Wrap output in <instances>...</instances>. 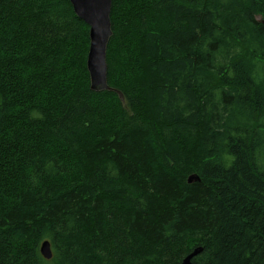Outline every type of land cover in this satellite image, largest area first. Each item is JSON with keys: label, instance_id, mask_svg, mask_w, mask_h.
Instances as JSON below:
<instances>
[{"label": "trees", "instance_id": "16d2710c", "mask_svg": "<svg viewBox=\"0 0 264 264\" xmlns=\"http://www.w3.org/2000/svg\"><path fill=\"white\" fill-rule=\"evenodd\" d=\"M110 20L124 102L69 0H0V264H264V0Z\"/></svg>", "mask_w": 264, "mask_h": 264}, {"label": "water", "instance_id": "95a60500", "mask_svg": "<svg viewBox=\"0 0 264 264\" xmlns=\"http://www.w3.org/2000/svg\"><path fill=\"white\" fill-rule=\"evenodd\" d=\"M76 15L90 27L89 51L87 55L88 70L90 73V89L93 91L113 90L107 86L106 51L112 36L110 13L112 0H69ZM123 101L124 95L119 90H114ZM188 183L199 181L197 175L189 176ZM50 244L42 243L41 253L44 257L52 255ZM201 251L195 248L186 255L180 264H190V261Z\"/></svg>", "mask_w": 264, "mask_h": 264}, {"label": "bare ground", "instance_id": "6f19581e", "mask_svg": "<svg viewBox=\"0 0 264 264\" xmlns=\"http://www.w3.org/2000/svg\"><path fill=\"white\" fill-rule=\"evenodd\" d=\"M71 4V3H70ZM73 8V7H72ZM75 13V12H74ZM76 14V13H75ZM82 20V19H81ZM257 20L258 21H261V16H257ZM83 21V20H82ZM84 22V21H83ZM263 22H264V20H263ZM85 23V22H84ZM86 24V23H85ZM88 27H89V25L88 24H86ZM88 36H89V41H90V27H89V31H88ZM88 51H89V46H88ZM87 55H88V52H87ZM107 63V62H106ZM86 67H87V71H88V74H89V83H90V73H89V70H88V59H87V57H86ZM106 79H107V71H106ZM107 86L109 87V88H111V89H113V90H103V91H114V90H118V89H115V88H113V87H111V86H109L108 85V81H107ZM120 91V90H119ZM96 92H100V91H96ZM115 92V91H114ZM121 100V99H120ZM122 101V100H121ZM122 102H124V100L122 101ZM192 175H196V174H191L190 176H192ZM189 178V177H188ZM44 241H47V242H49L48 240H44ZM44 241H42L41 242V244H40V248H39V251H40V254L42 255V253H41V248H42V243L44 242ZM49 244H50V242H49ZM50 248H51V245H50ZM52 252V251H51ZM43 256V255H42ZM44 257V256H43ZM51 257H52V255H51ZM50 257V258H51ZM45 259H50V258H46V257H44ZM181 263V262H180ZM179 263V264H180Z\"/></svg>", "mask_w": 264, "mask_h": 264}, {"label": "rangeland", "instance_id": "374dc122", "mask_svg": "<svg viewBox=\"0 0 264 264\" xmlns=\"http://www.w3.org/2000/svg\"><path fill=\"white\" fill-rule=\"evenodd\" d=\"M264 80V79H263ZM260 162L263 164V166H264V155H262L261 157H260Z\"/></svg>", "mask_w": 264, "mask_h": 264}]
</instances>
